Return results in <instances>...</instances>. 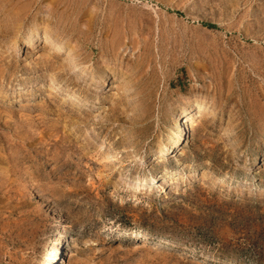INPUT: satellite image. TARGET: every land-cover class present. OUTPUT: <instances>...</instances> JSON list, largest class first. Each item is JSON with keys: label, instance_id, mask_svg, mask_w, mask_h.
Returning <instances> with one entry per match:
<instances>
[{"label": "rangeland", "instance_id": "374dc122", "mask_svg": "<svg viewBox=\"0 0 264 264\" xmlns=\"http://www.w3.org/2000/svg\"><path fill=\"white\" fill-rule=\"evenodd\" d=\"M261 226L264 0H0V264H253Z\"/></svg>", "mask_w": 264, "mask_h": 264}, {"label": "bare ground", "instance_id": "6f19581e", "mask_svg": "<svg viewBox=\"0 0 264 264\" xmlns=\"http://www.w3.org/2000/svg\"><path fill=\"white\" fill-rule=\"evenodd\" d=\"M32 4V3H31ZM20 5V4H19ZM58 22V21H57ZM57 24V23H56ZM58 25V24H57ZM49 26V25H48ZM61 26V25H60ZM84 27V26H83ZM59 28V27H58ZM66 28V27H65ZM57 29V28H56ZM62 30V29H61ZM80 33V32H79ZM43 36H45V44L46 45H53V48H59L63 50V47L57 43L56 41L52 40V37L49 36L48 34H46V32L43 33ZM67 42V41H66ZM71 42V41H70ZM44 46V45H43ZM112 50V49H111ZM104 51V50H103ZM45 61L49 60V57H45L44 58ZM50 61V60H49ZM50 63V62H49ZM46 65V64H45ZM48 65V64H47ZM51 73V72H50ZM78 80V79H77ZM101 84H105L106 83V79H102ZM65 84L61 83L60 81L54 84V89H56L57 91H68L67 89H64L66 87H64ZM64 87V88H63ZM209 108L210 105L207 103H200L197 107V115L202 116V114L209 112ZM127 130V129H126ZM167 148L169 149V147H165L164 149H162L161 151L164 153L165 150H167ZM162 154L158 155L157 158L161 157ZM139 231H136L135 233L137 234Z\"/></svg>", "mask_w": 264, "mask_h": 264}, {"label": "trees", "instance_id": "16d2710c", "mask_svg": "<svg viewBox=\"0 0 264 264\" xmlns=\"http://www.w3.org/2000/svg\"><path fill=\"white\" fill-rule=\"evenodd\" d=\"M178 14H181V12L180 11H176ZM204 25H206V26H208V27H216V24H214V23H203ZM261 229H262V231L264 232V226H261ZM218 246H220L219 245V243H218ZM254 247L255 248H258V249H261V251L260 252H258L259 253V255H261L262 256V253L264 252V241H262V242H257L256 243V245H254ZM220 257H222L223 258V256H220ZM241 263H243V264H248L247 263V261L246 260H241ZM253 264H264V260H256V261H254L253 262Z\"/></svg>", "mask_w": 264, "mask_h": 264}]
</instances>
